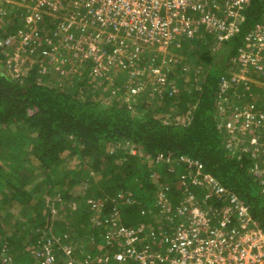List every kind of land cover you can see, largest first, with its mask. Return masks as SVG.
<instances>
[{
  "label": "trees",
  "instance_id": "1",
  "mask_svg": "<svg viewBox=\"0 0 264 264\" xmlns=\"http://www.w3.org/2000/svg\"><path fill=\"white\" fill-rule=\"evenodd\" d=\"M5 6L8 14L3 15L6 22L0 23V41L10 36L13 41L0 46V200L4 202L0 225L6 224L5 230L0 226L1 257L31 264L30 252L41 240L39 229L46 227L59 231L55 233L60 239L53 247L57 260L69 258L63 251V242L71 241L68 235L73 243L79 241L77 246L69 244L80 250L79 261L93 260L98 245L109 253L118 246L105 238L109 227L105 222L112 219L128 228L143 226L163 242L184 199L205 200L201 187L190 183L195 169H188L179 161L181 157L200 163L202 174L237 194L264 230V194L250 172L254 160L249 153L232 152L227 146L217 106L220 79L228 76V69L235 71L233 58L245 33L259 20L264 0L251 1L241 33L228 43H217L211 34L203 33L182 40L179 48L171 47V62L162 64L166 55L155 65L162 64L164 83L154 81L152 92L136 95L129 87L133 66L126 57L123 70L115 59L110 71H96L93 59L78 62L69 51L58 65L51 61L52 46L46 43L54 31L49 21L41 24L45 32L39 40L22 45L17 36L20 23L11 17V5ZM224 46V58L216 64ZM107 52L112 53L110 46ZM16 53L26 60L15 72L8 58ZM150 63L142 61L137 67L145 68V79L152 77ZM118 74L110 87L129 95L128 102L95 101L98 84H108L104 76ZM159 155L163 159L158 160ZM185 179L188 186L183 185ZM158 192L165 196L163 206ZM212 201L206 200L204 209ZM14 205L22 208L20 217L15 216ZM51 206L72 219V224L66 219L60 227L53 223ZM222 206L213 204L215 210Z\"/></svg>",
  "mask_w": 264,
  "mask_h": 264
},
{
  "label": "built area",
  "instance_id": "2",
  "mask_svg": "<svg viewBox=\"0 0 264 264\" xmlns=\"http://www.w3.org/2000/svg\"><path fill=\"white\" fill-rule=\"evenodd\" d=\"M251 1L21 0L20 17L24 25L21 22L17 36L22 45L35 43L45 30L41 24L53 16H62L65 11L70 14L64 15L65 23L56 28L57 36L53 33L57 42H47L52 46V52L71 51V56L78 62L91 58L96 62V71H110L115 65L124 67L122 58L126 57L132 62L129 65L133 66V71L138 73L145 68L139 69L140 62L134 63L139 61L146 48L157 47L169 56L171 47L179 48L182 40L201 37L203 33L211 34L217 43H228L241 33L244 11ZM12 41L11 38L4 43L0 41V46ZM241 43L233 58L235 71L228 69V76L220 79L217 106L220 114L231 110L232 119L224 126L228 147L232 152L249 153L254 160L250 172L260 186V193L264 194V109L257 105L258 100L264 103V11L245 33ZM107 46L112 48V53L108 54ZM55 58L56 62L61 61L60 64L65 62L62 56L56 55ZM102 58L107 60L106 64L101 62ZM165 60L171 62L168 57L162 59V64L166 63ZM162 64L148 69L160 84L166 78ZM252 84L262 87L260 92L251 88ZM133 87L131 91L139 89V86ZM159 159H163L162 155L158 156ZM179 161L188 169H195L190 183L201 187L204 192L201 196L205 200L192 196L184 199V206L177 213L178 219L168 224L170 230L163 242L143 226L128 228L115 219L106 220L109 227L105 238L116 241L118 246L111 255L89 259L91 263L264 264V230L253 219L250 207L216 179L202 174L200 163L182 157ZM183 185L188 186L187 179ZM156 197L163 206L164 194L158 192ZM209 199H213L212 204L204 209ZM213 204L223 206L215 210ZM164 212L161 210L162 214ZM37 245L34 254L40 263L62 264L53 252L54 239H46L42 233ZM63 251L69 255V248L65 247ZM3 262H6L5 258ZM73 262L69 259L64 264Z\"/></svg>",
  "mask_w": 264,
  "mask_h": 264
},
{
  "label": "rangeland",
  "instance_id": "3",
  "mask_svg": "<svg viewBox=\"0 0 264 264\" xmlns=\"http://www.w3.org/2000/svg\"><path fill=\"white\" fill-rule=\"evenodd\" d=\"M6 0H0V14L2 13V14H4V13H7L8 14V12H7V10H5L4 9V5L3 4H5V5H11L9 8H8V11H9V13H10V15H12V16H15V15H17L18 13H16V12H18L19 11V9H20V6H19V4L17 3V2H14V1H11V2H8V4H7V1L5 2ZM5 7H7V6H5ZM13 7H15V8H13ZM19 7V8H18ZM263 11H264V9H263ZM70 14V13H69ZM69 14H65V15H69ZM53 17H57V18H59L58 20H57V18L56 19H54L52 22V24H50L52 27H53V29H54V31H53V33L55 32V36H57L56 35V28H58L60 25H62V24H64L65 23V20L63 19L64 17L63 16H53ZM6 19H7V16H1L0 17V23L2 24V23H5L6 22ZM53 19V18H52ZM44 32H45V30H44ZM53 33H52V38H50V39H48V38H46V43L47 42H49V41H53V43H56L57 42V40H58V38L57 37H54L53 36ZM40 44V43H39ZM48 44V43H47ZM225 51H226V48H225V46L223 47V49H222V52L221 53H219L218 54V57L216 58V64H219V62L220 61H222L223 60V58H224V54H225ZM159 52V53H158ZM26 53V52H25ZM69 52H67V51H65V50H63V51H61L60 52V54H55L54 52H52V55H51V61H55L56 62V55H59V56H62V57H64L65 55H67ZM164 56H166V55H164L163 54V52H160L158 49H157V47H151V48H146V50L144 51V54H142V55H140L139 56V61H136L135 60V63L134 64H136V62H142V61H145V62H147V61H150L151 63L149 64L150 66L148 67V69H150L151 68V66L152 65H156L157 64V60L159 59H161V58H163ZM171 56V55H170ZM169 56V58H171L172 59V57H170ZM24 60H26V57H22L19 53H16L15 54V56L14 57H12L11 58V56L8 58V61L10 62V61H13V64H15L14 65V67H15V72L18 70V67H19V64H21ZM63 62V61H62ZM61 63V61H58V62H56V64H60ZM75 67V66H74ZM121 69H117V71H120ZM122 70H123V67H122ZM6 72L7 73H10V71H9V67L7 68V70H6ZM48 72V71H47ZM145 74H146V72H144V71H139L138 73H135V71H133V68H132V71H131V73L129 74V76H130V79L128 80V83H129V85H131V87H130V90L131 89H133L134 87L133 86H139V89L138 90H135V92L134 91H131V93L133 94V95H136L138 92H142V91H144V92H152V90L155 88V87H153V88H150L151 87V85H152V83L154 82V81H156L155 79H154V77L152 78V77H150L149 78V76H147L146 75V79L144 78V76H145ZM150 74L152 75L153 73H151L150 72ZM119 75L120 74H118V77L117 76H113V75H110V77H106V76H104V82H106V81H108V84L107 85H103L102 86V84H101V82L98 84V86H99V89H98V92H99V96H97L96 94H94L93 95V99L95 100V101H98V102H101V103H103V104H105V105H109L110 104V102H114V100L115 99H119V101H120V103H127L128 102V100L130 99V96L129 95H120L119 93H117L116 92V90H114V89H111V87H113V86H111L110 87V81L112 80V83H113V81H114V79H117V78H119ZM154 79V80H153ZM103 81V80H102ZM144 81H150L149 83H143ZM129 89V88H128ZM151 89V90H150ZM101 93H105L107 96L106 97H102V96H100L101 95ZM226 127V126H225ZM225 127L224 126H222L221 125V128H222V130L224 131L225 130ZM225 140V139H224ZM227 140V139H226ZM225 140V142H226V144H227V146H228V142ZM70 166H72V165H70ZM202 193H203V191H202ZM4 205V202L3 201H1L0 200V206L2 207ZM16 208V209H15ZM13 209L15 210V216H21V215H19V213L20 214H22V208L20 207V206H18V205H14L13 206ZM51 214V218H52V222L53 223H58L59 224V226L58 227H60V224L62 223V222H66V221H64L65 219L68 221L67 223H70V224H72V219H67L65 216H64V213H61V214H59V213H57L56 212V210L51 206V212H50ZM72 217V216H71ZM93 220H94V222H96V220H95V218H93ZM159 219H157V221H158ZM11 222L13 223L14 221L13 220H11ZM4 230L6 229V224H5V226L3 225V224H1L0 225ZM39 232L42 234L43 233V235L45 236L46 235V239H54V241H55V243H58V239H60V237L58 236V235H56V233L55 232H59L58 230H56V231H54V232H51V231H47L46 230V228H44V230L42 229H39ZM38 232V233H39ZM106 235H107V233H106ZM41 236V235H40ZM61 236V235H60ZM70 237V238H69ZM67 239H71V241H66V242H63V244L65 245V247H67V248H69V258H68V256L66 257V258H68L67 259V261H69V259H71V260H73V261H75L74 260V257H76L77 255H81V252H80V250L79 249H73V245H69L70 244V242H72L73 243V238L70 236V235H68V237H67ZM109 241V240H108ZM79 243V241H77V242H75V243H73V244H76V246H77V244ZM64 247V248H65ZM97 250H95L94 252H93V255L94 256H97L98 255V257H101V256H99V255H101V252H104V248H103V245H98V247L96 248ZM4 249H2V251H3ZM1 251V252H2ZM34 252H36V249H32L31 250V252H30V257H29V259H30V263L31 264H43V262H41L40 263V260L39 259H37V257H36V255L34 254ZM105 253V252H104ZM4 258H5V260H6V262H3V260H4ZM77 258V257H76ZM0 259H2V264H19V263H17V262H14V260H13V258L11 257H9V256H2L1 257V254H0ZM60 259V258H59ZM58 259V260H59ZM78 260H76L75 262H73L74 264H88V263H91V261L90 260H87V261H85V262H81V261H79L80 260V258H77ZM99 259H101V258H99ZM65 260L66 259H64V257L63 258H61L60 259V262L62 263V264H64L65 263ZM72 262V261H71ZM23 264H25V263H23ZM91 264H93V263H91Z\"/></svg>",
  "mask_w": 264,
  "mask_h": 264
},
{
  "label": "crops",
  "instance_id": "4",
  "mask_svg": "<svg viewBox=\"0 0 264 264\" xmlns=\"http://www.w3.org/2000/svg\"><path fill=\"white\" fill-rule=\"evenodd\" d=\"M7 1V4H8V2H11V1H14V2H17L18 4H19V6H20V2H21V0H6ZM5 1V2H6ZM4 6H5V4H3ZM19 8V7H18ZM21 8V7H20ZM231 71V70H230ZM231 72H234V71H231ZM260 82H262V81H260ZM251 88H255L256 89V91H259L260 92V90H261V88H259L258 87V85L256 84H252V86H251ZM241 90V89H240ZM262 100L264 101V93L262 94ZM260 102V100H258L257 101V105L260 107V108H262V109H264V103H259ZM225 112L226 113H224V114H221V116H222V119H223V122H224V125H222V126H225V125H227L228 123H229V121H231V119H232V116H231V114H232V112H231V110H225ZM224 133H225V130L223 131ZM105 252V253H104ZM104 252H101V255L100 256H104V255H111L107 250H104Z\"/></svg>",
  "mask_w": 264,
  "mask_h": 264
},
{
  "label": "clouds",
  "instance_id": "5",
  "mask_svg": "<svg viewBox=\"0 0 264 264\" xmlns=\"http://www.w3.org/2000/svg\"><path fill=\"white\" fill-rule=\"evenodd\" d=\"M19 10H21V9H19ZM16 13H18V12H16ZM65 13H66V12L64 11V14L62 15L63 17H65V16H64ZM11 17H12L13 21H14V19L16 18L17 21L21 24L22 19H21V17H20V14H19V15L17 14V15H15V16H12V15H11ZM52 18H53V17H52ZM52 18H48V21H49L48 25H49L50 27H51L50 24L53 23L52 21H53L54 19H56L57 17H56V18H53V19H52ZM20 19H21V20H20ZM50 19H51V20H50ZM58 19H59V18H57V20H58ZM19 23H18V24H19ZM20 24H19V27H20ZM19 27H18V28H19ZM17 30H18V29H17ZM10 37H11V36H10ZM10 37H8V38H6V39H10ZM6 39H4V40H6ZM44 228H46V227H44ZM44 228H42V229L44 230ZM42 229H41V230H42ZM46 230L48 231V228H46ZM99 256H100V255H99ZM95 257H98V255H97V256H94V258H95Z\"/></svg>",
  "mask_w": 264,
  "mask_h": 264
}]
</instances>
